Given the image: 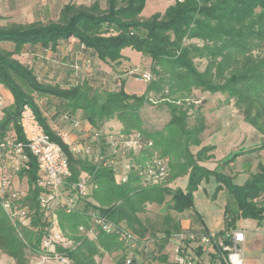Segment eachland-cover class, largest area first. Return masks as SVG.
<instances>
[{
	"label": "trees",
	"instance_id": "obj_1",
	"mask_svg": "<svg viewBox=\"0 0 264 264\" xmlns=\"http://www.w3.org/2000/svg\"><path fill=\"white\" fill-rule=\"evenodd\" d=\"M146 2L106 0V7L99 0L92 4L70 2L61 8L58 20L0 23V83L14 97L13 103L3 109L1 135L16 131L19 139H24L18 119L23 105L29 104L46 132L68 155L72 176L67 189L82 174L91 180L89 195L78 199L76 211L56 210L59 228L75 243L73 248L56 249L70 264H100L97 257L113 253L116 264H136L129 253H134L148 231L139 216L146 204H163L170 196L169 207L178 211L189 209L193 206L194 190L210 172L216 175L218 188L228 187L236 204V208L225 210L226 228L219 234L224 237V244L231 243L227 233L236 229L239 218L264 221L263 163L258 164L243 184H237L232 175L221 170L211 171L199 164L213 157L214 145L204 146L196 154L190 149L201 144L206 128V118L195 103L200 98L198 93L224 95L222 102L233 104L244 120L264 136V0H173L164 11L143 17ZM0 20H3L1 15ZM70 38L78 39L90 55L109 64L119 62L123 58L122 50L127 47L150 57L149 71L153 78L146 91L141 95L127 93L123 79L116 85L96 84L88 79L66 85L42 81L31 65L17 57L26 45L54 50L61 41ZM8 42L13 44L12 49L4 45ZM36 96L57 99L58 111L68 117L81 111L93 131H141L153 141V150L169 159L167 180L142 185L140 178L131 173L128 181L122 183L112 168L98 167L91 159L73 154L47 122ZM152 103H160L170 117L163 128L148 131L141 112L146 104ZM192 115L195 121L189 125ZM110 121L118 122L121 128H105ZM261 149L264 141L258 147L231 153L221 161V166L224 168L239 156ZM30 164L27 171L30 193L22 200L34 209L30 222H14L4 209L0 195V251L12 257L16 264H28L27 247L32 253L42 255L41 239L50 223L36 204L39 188L34 158ZM182 174L189 175L185 192L168 185ZM92 211L118 229L106 232L93 226ZM80 226H84V232ZM122 229L135 237L134 247L126 237L121 239ZM197 252L200 255L202 247ZM225 253L214 243L209 264H225ZM155 258L163 261L168 255Z\"/></svg>",
	"mask_w": 264,
	"mask_h": 264
},
{
	"label": "built area",
	"instance_id": "obj_2",
	"mask_svg": "<svg viewBox=\"0 0 264 264\" xmlns=\"http://www.w3.org/2000/svg\"><path fill=\"white\" fill-rule=\"evenodd\" d=\"M138 78L148 84L153 75L150 71H143L138 73ZM201 102L202 99L195 101L197 105ZM3 105L4 97L0 91V113ZM18 124L24 139H19L16 131L2 136L0 129V195L3 196V207L14 222L22 224L30 222L34 209L28 202L22 200L30 193L27 171L31 167V158H34L38 166L36 184L39 188L36 204L50 222L41 239L43 252L40 257L43 260L54 257L61 264H70L69 259L56 249L59 246L73 248L75 243L59 228L56 210L62 208L67 213L76 211L79 207L78 199L89 195L90 177L82 174L79 180L67 189L66 185L72 176L68 155L46 132L31 105H23ZM64 141L73 154L91 159L98 167L112 168L122 183L128 181L131 173L140 178L142 185L161 184L170 175L169 159L153 150V141L138 130L128 133L96 130L83 142ZM20 173H23L22 176ZM90 216L93 226L100 227L106 232L118 229L98 212L92 211ZM80 230L84 232V226H80ZM119 232H122L121 239L126 237L132 247L136 245L133 234L124 229ZM227 236L231 237V243L227 245L224 241L217 240L215 233L203 235L201 242L210 244L216 239L215 243L226 252L223 254L225 264H245L243 252L245 231L234 229L229 231ZM179 248H176L177 254ZM177 263L191 264V261L178 256Z\"/></svg>",
	"mask_w": 264,
	"mask_h": 264
},
{
	"label": "crops",
	"instance_id": "obj_3",
	"mask_svg": "<svg viewBox=\"0 0 264 264\" xmlns=\"http://www.w3.org/2000/svg\"><path fill=\"white\" fill-rule=\"evenodd\" d=\"M57 1H61V5H58V3H56ZM70 2L77 4H87L85 0H46V8H48L49 10L59 8L60 11L65 4H68ZM41 5L42 3H40V0H0V15L3 18L7 17L11 22H32L37 18ZM4 45L9 49L13 48L12 43L8 42L4 43ZM121 53L123 55V58L119 62L109 64L100 60L96 55H90L89 51L82 48L78 39L70 38L69 40L61 41L54 50L50 48H43L40 45H26L22 52L17 55V57L22 62L31 65L39 78H46L48 76H51L52 79H61L62 83H70L72 81L79 82L84 79H88L93 83L96 82V84L108 81L109 84L113 85H116V82L123 79L124 89L127 93L137 95L143 94L146 91L147 84L144 81L140 80L138 76L133 75L134 73L132 72L138 71L137 69H140L142 62L148 60L147 56H144L142 53L130 47L123 49ZM0 91L1 93H3L2 95L4 97V109L5 107L13 103L14 97L11 91L1 83ZM208 94L211 93H198V96H201V98H203V106H209V110L207 111H219L222 108H228L231 111L238 112L239 115L237 117V121H227L225 123L226 127L229 126L231 128H235L240 123H244L242 120L244 119L243 114L233 104H224L223 102H221L220 104L216 105V103H214L216 99L223 101L225 99L224 95L217 94L215 97L216 99H214L212 103H209L207 98ZM3 109L0 113V118L3 116ZM55 113H57V111H55ZM43 115L46 117L49 125L54 130H56V132L64 140L70 143L83 142L87 140L93 132L91 124L87 120L83 119L81 111H78L75 116L69 118L65 113H63L61 114V118H59L58 121L52 120L53 113L50 114V116H48L47 113H44ZM204 116L206 118V128L201 137V146L208 144L206 140L207 134H209L210 132L211 125V122L209 121L206 113H204ZM64 118L66 121H64ZM110 126L121 128V125L116 121H110L105 124V128H108ZM257 136L261 138L262 143V141H264V136L261 135V133L257 132L253 139L255 140ZM261 143H255L254 146L244 150L258 147L261 145ZM233 144H235V142ZM201 146L192 145L190 149L192 153L196 154ZM215 147L216 148L213 151V157L206 160L205 162H201L204 166L209 167L210 163L214 161L218 164V166H220L221 161L226 157V155L228 156L230 153H232V150H230V152H228L229 150H226L227 152L219 157V144H215ZM233 148L234 147H231L230 149ZM260 162L264 164V149L256 150L254 152L239 156L230 165L224 168L221 167V171L232 175L234 177L235 183L243 184L249 177V173L255 172L257 170V166ZM238 179L240 180L236 182ZM218 185L219 184H217V186ZM202 189L205 192L203 194L205 202L204 204L200 205L193 203V206L189 210H187L186 213L181 212L180 216H177L175 218H171L169 214L165 213L163 222L167 226L164 230L166 235L167 232H169L170 235H167L168 237L166 239H163V242H160L159 246L161 251L158 255H168V258L163 261L158 259L159 263L178 264V254L176 253V248L177 246H180L181 240H184L185 248H187V246H194L195 239H199L197 247H202L203 252L207 251L209 253V256L210 253L214 252V243L216 239L224 241V237L219 234L226 228V206L216 207L211 202L210 189L205 186H203ZM262 200L264 201V198ZM154 203L155 202H148L146 204L145 210H148L149 206ZM169 203L170 202H168L167 207H169ZM145 213L146 212L144 211L140 213L139 216L146 225L149 218L146 217ZM238 222L239 221L236 222V229H243L245 231V241L243 243L244 258V248L248 240L256 239V251L259 250V255L257 256V258H255V260L253 261L246 260L245 264H264V256H262V252L264 251V221H256L257 233L250 236H248L247 228L245 227L247 225H252V221L246 220L242 222V224H238ZM175 231H181L182 234L179 235ZM209 233L216 234L215 241L210 244H203L201 242V237ZM176 236L179 238L178 240L175 239ZM172 253L175 254V257Z\"/></svg>",
	"mask_w": 264,
	"mask_h": 264
},
{
	"label": "rangeland",
	"instance_id": "obj_4",
	"mask_svg": "<svg viewBox=\"0 0 264 264\" xmlns=\"http://www.w3.org/2000/svg\"><path fill=\"white\" fill-rule=\"evenodd\" d=\"M85 1L87 2V4H92L96 0H85ZM99 2L102 7H106V0H99ZM172 2L173 0H147L145 9L142 15L143 17H148L155 12H162ZM40 3H42V5H41V8H39V13L36 19H39L45 22L50 21V20H58L59 14H60L59 8L49 10L48 8H46V0H40ZM56 3H58V5H61L62 2L57 1ZM6 21H9L7 17L3 18V20H0V23H5ZM147 59L148 60H145L144 62H142L140 69H137L138 72H143L144 70L151 71V58L147 57ZM133 75L138 76V74H133ZM41 80L50 81L53 83L59 82L60 84H63V85L67 84V83H62L61 79L60 80H58L57 78L52 79L51 76L50 77L48 76L46 78L41 77ZM106 83L107 84H104V85H108V82ZM216 95L217 94H213V95L208 94L207 95L208 102L212 103L213 100L216 99L215 98ZM199 99H202V102H203V98H201V96ZM217 100L218 99H216L214 102L216 103V105L222 102L221 100H218L219 102ZM36 101L43 114L47 113L48 116H50V114L53 113L52 120L58 121L59 118H61V114L64 113L62 111H58V108H57L58 100L55 98L46 97V96H42V97L36 96ZM202 102L199 104L200 113H202L203 115L204 113H206L209 121L211 122L210 132L209 134H207V140H206L208 144L207 143L206 144L215 146V144L218 143L219 144V148H218L219 157L222 156V154H224L228 150H229L228 152L232 150V153H233V152L241 151L249 147H252L254 146L255 143H258V142L261 143V138H259L258 136L255 140L253 139V137L257 134L258 131L252 125L247 123L244 119H242L244 123H240L235 128H231L229 126L226 127L225 123L227 121H230V122L237 121V117L239 115L237 111H231L228 108H222L219 111L209 112L207 111L209 110V106L204 107ZM159 105L160 103L146 104L144 108L142 109V112H141L142 117L145 122V127L148 131H154V130L163 128L165 123L168 121L170 117L168 111L162 109ZM55 111H57V113H55ZM64 121H66L65 118H64ZM194 121H195V115L190 116L188 120L189 125H192ZM119 128L120 127H118V129ZM234 142L235 144H233ZM207 145H204V146H207ZM199 146H201V144ZM204 146H201V148H203ZM231 147H234V148L230 149ZM205 161L206 160L200 161L199 164L201 166H204L201 162H205ZM221 167H222L221 165L218 166V164L214 161V162H211L209 167H206V168L211 171H214V170H221ZM239 180L240 179H238L236 182H238ZM188 181H189V175L182 174V175L177 176L173 182L168 183V185L172 189H181L182 191L185 192L187 189ZM217 184L218 182L216 179V175L213 172H210L207 176H205L200 181L199 185L194 190L193 203L200 204V205L205 203L204 196H203L205 192L202 189V187L205 186L208 189H210L211 202L216 207L226 206L225 208L234 209L236 207L235 200L232 194L230 193L228 187L224 185L218 188ZM169 199H170V196H167L166 201L165 203H163V205H159L158 203L155 202L156 204L155 203L152 204L151 206H149L148 210L147 209L145 210L146 212L145 215L147 218H149L145 226L148 227L147 230L149 232L146 231V234L142 238L140 243L138 242L137 248L134 250V253H129V256H133V259H135L136 264H161L158 262L155 256H157L161 251L160 246H159L160 242H163V239H166L168 237L164 230L165 227L167 226L163 222L165 213L169 214L171 218H175L177 216H180L181 212L186 213L187 210L190 209L189 208L183 211H178L177 209L173 207H167ZM246 220L252 221V225H247V226L245 225L246 226L245 228H247L248 236L254 235L255 233H257L256 231L257 230L256 228L257 219L241 217L237 221H239L238 224H242V222ZM176 233L179 235L182 234L181 231H178ZM175 239L178 240L179 238L176 236ZM198 243H199V239H195L194 246H187V248H185L184 240H181L178 256H183L187 258V260L191 261V264H208L209 259H210L209 253L207 251H204L199 255L197 252ZM256 247H257L256 239H250L246 242L245 248H244L245 250L244 260L245 261L246 260L253 261L255 260V258H257V256L259 255V252H258L259 250L256 251ZM25 253L28 258V264H61L56 259H54V257H50L51 259L49 260H43L40 257V255L32 253L28 247L26 248ZM172 254L175 257V254L174 253ZM262 256H264V251L262 252ZM115 257H116L115 253L106 254L101 257H97V261L100 264H116ZM174 257H173V260H174ZM0 264H16V262L12 257L0 251Z\"/></svg>",
	"mask_w": 264,
	"mask_h": 264
}]
</instances>
